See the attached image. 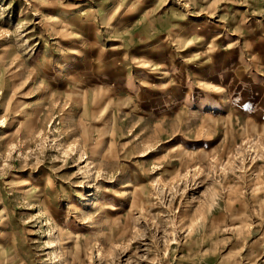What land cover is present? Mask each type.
I'll list each match as a JSON object with an SVG mask.
<instances>
[{
  "label": "rangeland",
  "instance_id": "374dc122",
  "mask_svg": "<svg viewBox=\"0 0 264 264\" xmlns=\"http://www.w3.org/2000/svg\"><path fill=\"white\" fill-rule=\"evenodd\" d=\"M0 264H264V0H0Z\"/></svg>",
  "mask_w": 264,
  "mask_h": 264
},
{
  "label": "bare ground",
  "instance_id": "6f19581e",
  "mask_svg": "<svg viewBox=\"0 0 264 264\" xmlns=\"http://www.w3.org/2000/svg\"><path fill=\"white\" fill-rule=\"evenodd\" d=\"M99 255V254H98Z\"/></svg>",
  "mask_w": 264,
  "mask_h": 264
}]
</instances>
